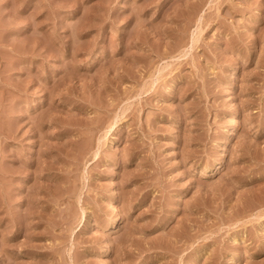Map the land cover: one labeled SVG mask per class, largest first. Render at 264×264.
<instances>
[{"label":"rangeland","instance_id":"obj_1","mask_svg":"<svg viewBox=\"0 0 264 264\" xmlns=\"http://www.w3.org/2000/svg\"><path fill=\"white\" fill-rule=\"evenodd\" d=\"M0 264H264V0H0Z\"/></svg>","mask_w":264,"mask_h":264}]
</instances>
